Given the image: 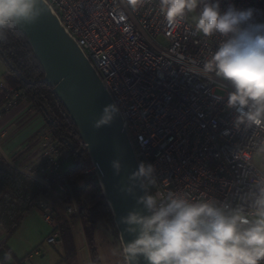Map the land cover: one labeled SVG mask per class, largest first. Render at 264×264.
Returning a JSON list of instances; mask_svg holds the SVG:
<instances>
[{
  "label": "built area",
  "instance_id": "built-area-1",
  "mask_svg": "<svg viewBox=\"0 0 264 264\" xmlns=\"http://www.w3.org/2000/svg\"><path fill=\"white\" fill-rule=\"evenodd\" d=\"M45 1L119 108L138 165L155 166L152 178L156 183L145 181L147 190L161 197L171 191L189 199L206 196L238 203L250 188V177L264 173V153L257 151L264 129L241 127L237 131L235 110L226 107L231 89L202 71L220 37L195 33L192 13L178 19L174 27L169 25L158 0H142L135 9L127 0ZM232 2L256 9L257 19L264 20V0ZM161 38L166 45L159 43ZM0 90H7L0 95L4 97L2 120L24 98L8 84L0 83ZM6 136L0 132V149ZM80 145L84 146L82 141ZM40 146L39 162L18 170L46 190H53L54 182H59L55 189L65 194L62 156L47 130ZM75 164L88 172L85 162ZM34 206L51 229L46 244L62 247L59 213L40 197ZM77 211L75 203L67 208L69 214ZM31 259L27 256L24 261L31 264Z\"/></svg>",
  "mask_w": 264,
  "mask_h": 264
},
{
  "label": "clouds",
  "instance_id": "clouds-1",
  "mask_svg": "<svg viewBox=\"0 0 264 264\" xmlns=\"http://www.w3.org/2000/svg\"><path fill=\"white\" fill-rule=\"evenodd\" d=\"M127 2L135 9L142 0ZM40 5L47 7L45 0H0V39L17 25L35 22ZM158 7L173 27L195 12L194 32L220 37L202 71L231 89L226 107L235 110L237 131L264 129V20L257 19V10L237 7L232 0H158ZM118 112L117 105H106L95 127L110 125ZM257 151L264 153V140ZM112 168L118 175L120 160H113ZM155 171L154 165L140 162L123 189L132 195L139 182L144 194L137 198L143 211L131 210L120 218L124 231L134 237L123 238L122 264H141V259L146 264H264V173L250 177L249 190L234 205L216 197L151 193L145 181L155 185ZM11 259L5 253L0 264Z\"/></svg>",
  "mask_w": 264,
  "mask_h": 264
},
{
  "label": "trees",
  "instance_id": "trees-1",
  "mask_svg": "<svg viewBox=\"0 0 264 264\" xmlns=\"http://www.w3.org/2000/svg\"><path fill=\"white\" fill-rule=\"evenodd\" d=\"M0 57L7 66L5 82L22 92L24 101L44 121L45 129L56 140L60 153L66 152L73 160V165L63 174L67 191L62 194V199L67 205L75 203L78 211L70 217L59 214L65 260L71 262L77 257L71 220L79 218L92 264H102L96 241L98 223L104 221L116 236L119 233L88 152L80 145L78 129L53 88L43 81L45 74L42 66L27 39L16 28L7 30L5 37L0 39ZM78 161L86 163L88 172L75 164ZM58 183L54 182L53 189ZM47 192L40 182L24 173L0 171V224L8 237L20 229L25 215L35 209V200Z\"/></svg>",
  "mask_w": 264,
  "mask_h": 264
},
{
  "label": "water",
  "instance_id": "water-1",
  "mask_svg": "<svg viewBox=\"0 0 264 264\" xmlns=\"http://www.w3.org/2000/svg\"><path fill=\"white\" fill-rule=\"evenodd\" d=\"M45 4L47 7L40 5L42 13L35 22L15 28L27 39L43 68V81L53 88L78 129L122 244L123 238L127 242L134 237L124 231L120 218L131 210L143 211L137 203L144 194L139 182L132 195L123 191L138 162L120 112L110 125L95 127L103 108L115 102L82 49L46 1ZM117 159L122 164L118 175L112 168V161ZM141 264L146 262L141 259Z\"/></svg>",
  "mask_w": 264,
  "mask_h": 264
},
{
  "label": "crops",
  "instance_id": "crops-1",
  "mask_svg": "<svg viewBox=\"0 0 264 264\" xmlns=\"http://www.w3.org/2000/svg\"><path fill=\"white\" fill-rule=\"evenodd\" d=\"M6 73L7 66L0 57V83H4ZM45 130L44 121L35 115L33 110H31L30 104L21 102V104H18L0 120V132L7 133V136L1 141L0 156L13 168L23 170L24 168L32 167L40 160V137ZM62 164L63 171H66L73 165V160L69 158L67 161H63ZM33 211L25 215L19 231L11 237H8L6 230L0 224V260H3L5 253H10L12 259L5 261V264H27L24 261L27 256H32L31 264H34V260L39 257L36 264H79L80 262L77 260L78 256L71 262L66 261L63 249H57L56 254L53 252L47 253L45 245L48 244L45 241H42L40 247H38L39 243L33 241L32 232L23 234V231L26 230V225L32 226L30 215ZM76 221L77 219L72 222V230L77 224ZM79 221L82 234L85 237L81 220L79 219ZM98 226L96 229V241L99 245L102 264H115L107 260V254H111L109 251L117 250L116 242L111 240V235L110 237L108 236V231L102 233L99 228L100 226ZM102 227L104 228V226ZM86 245V251H88L89 256L84 260L83 264H92L87 240ZM34 248H36L35 254L32 255L31 252ZM19 261H22V263Z\"/></svg>",
  "mask_w": 264,
  "mask_h": 264
},
{
  "label": "rangeland",
  "instance_id": "rangeland-1",
  "mask_svg": "<svg viewBox=\"0 0 264 264\" xmlns=\"http://www.w3.org/2000/svg\"><path fill=\"white\" fill-rule=\"evenodd\" d=\"M195 14L196 13L193 12L192 13V17ZM158 41L162 45H166L167 44L166 41L163 38L159 39ZM4 84L7 85V83L5 81H4ZM10 88H12V87L10 86ZM6 93H7V90L5 92H3V93H0V95H4ZM2 101H4V97L3 96H2V99L0 98V103H2ZM22 102H24V101H22ZM19 104H21V102ZM61 156H62V162L63 161H67V159L70 158L69 155L66 152L61 153ZM1 170L2 171H10V172H12L14 170L19 171L16 168L14 169L9 163H6L4 158L2 156H0V171ZM55 190L56 189L54 187L53 190H48V192L45 195H40L39 197L46 204H48L49 206L54 208L59 214L61 213V214L65 215V216H67V217H70L71 214L67 213V208H68L69 205H67L66 201L62 199V194L57 192V190L56 191ZM72 204H74V203H72ZM72 204H70V205H72ZM75 214H77V212H75ZM30 218L32 220V226L26 225V230L23 231V234H25L27 232H29V233L32 232L33 233V241L36 242V243H39L38 247H40L41 242L42 241L46 242L47 238L50 236L51 229L45 223V221L43 220L42 216L40 215V213L38 211H33V213L30 215ZM74 220L75 219L71 220V223L74 222ZM76 223H75L76 226L75 227L73 226L74 227L73 228V235H74L75 246H76L77 256H78L77 260L80 262L79 264H83L85 262L84 260H86V258L89 256V254H88V251H86L87 250L86 249L87 248L86 240H85V237L83 236L81 228H80L79 218H77ZM99 226L98 227L100 228L102 233H106L105 231H108V236L110 237V235H111V237H110L111 240L115 241L116 242V246H117V250L116 251H113V250L109 251V253H111V254H109V255L107 254V256H108L107 260L109 262H111V263L122 264V257L119 255V251H120V249L122 247V244H121L119 236H116V234L113 232L112 228L106 222L100 221L99 222ZM102 226H104L105 229ZM31 230H33V231H31ZM97 246H98V249H99L98 242H97ZM63 247H64V244H63L62 247H54V246H51V245H45V248L48 251V252L46 251L47 253L53 252L55 254L57 252V249H63V251H64ZM35 250H36V248H34L33 251L31 252L32 255L35 254ZM99 253H100V251H99ZM64 254H65V252H64ZM39 258H36L34 260V262H35L34 264H36V262H37V260H39ZM74 263H76V262L74 261Z\"/></svg>",
  "mask_w": 264,
  "mask_h": 264
}]
</instances>
